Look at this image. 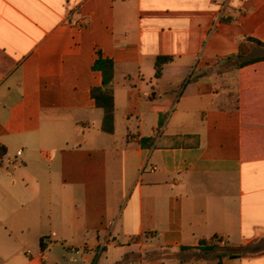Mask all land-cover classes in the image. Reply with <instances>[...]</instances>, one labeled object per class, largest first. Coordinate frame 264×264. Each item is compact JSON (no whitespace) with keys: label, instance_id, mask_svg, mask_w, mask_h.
<instances>
[{"label":"crops","instance_id":"0c3cea01","mask_svg":"<svg viewBox=\"0 0 264 264\" xmlns=\"http://www.w3.org/2000/svg\"><path fill=\"white\" fill-rule=\"evenodd\" d=\"M250 40L264 0H0V264H264ZM99 55L112 134L90 97Z\"/></svg>","mask_w":264,"mask_h":264},{"label":"trees","instance_id":"16d2710c","mask_svg":"<svg viewBox=\"0 0 264 264\" xmlns=\"http://www.w3.org/2000/svg\"><path fill=\"white\" fill-rule=\"evenodd\" d=\"M252 44L256 47L264 48V43H260L256 40H250ZM237 63L236 66H241L244 64H249L258 60L264 59L256 58L252 60H243V55L240 53L237 56ZM171 61L169 57H158L155 61V71H156V78L161 76L162 67L164 64H167ZM93 71H97L101 74V85L98 87H93L90 90V97L95 103L96 108L101 109L103 112V119H102V131L107 134H112L114 132V101H113V89L112 83L114 78V63L112 60L103 58L100 55L95 60L92 66ZM5 151L3 147H0V159L4 156ZM203 244V243H202ZM217 247L213 248H204L203 251H213ZM223 254H228L229 256H249L259 254L261 249L258 245H246L236 249H229L224 248ZM95 262V260H94Z\"/></svg>","mask_w":264,"mask_h":264},{"label":"built area","instance_id":"2783aa9c","mask_svg":"<svg viewBox=\"0 0 264 264\" xmlns=\"http://www.w3.org/2000/svg\"><path fill=\"white\" fill-rule=\"evenodd\" d=\"M21 155V151H18L16 153V157H19ZM15 162V161H14ZM210 244L212 245H222L223 242L219 239V238H213L211 241H210Z\"/></svg>","mask_w":264,"mask_h":264},{"label":"rangeland","instance_id":"374dc122","mask_svg":"<svg viewBox=\"0 0 264 264\" xmlns=\"http://www.w3.org/2000/svg\"><path fill=\"white\" fill-rule=\"evenodd\" d=\"M235 63H236V62H235ZM222 248H223V247H222ZM222 248H220V251H221V252H222V250H223Z\"/></svg>","mask_w":264,"mask_h":264}]
</instances>
